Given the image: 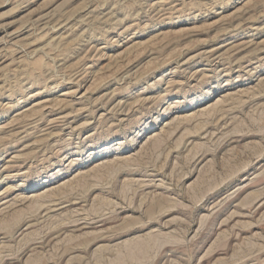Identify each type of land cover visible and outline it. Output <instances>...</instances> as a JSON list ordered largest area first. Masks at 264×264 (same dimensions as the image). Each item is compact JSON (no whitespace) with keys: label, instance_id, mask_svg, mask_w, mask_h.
Listing matches in <instances>:
<instances>
[{"label":"rangeland","instance_id":"374dc122","mask_svg":"<svg viewBox=\"0 0 264 264\" xmlns=\"http://www.w3.org/2000/svg\"><path fill=\"white\" fill-rule=\"evenodd\" d=\"M0 264H264V0H0Z\"/></svg>","mask_w":264,"mask_h":264}]
</instances>
